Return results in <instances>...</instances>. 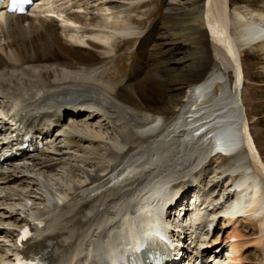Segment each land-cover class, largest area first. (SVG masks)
<instances>
[{
    "label": "bare ground",
    "instance_id": "bare-ground-1",
    "mask_svg": "<svg viewBox=\"0 0 264 264\" xmlns=\"http://www.w3.org/2000/svg\"><path fill=\"white\" fill-rule=\"evenodd\" d=\"M165 1V16L142 36L130 89L104 79L94 83V72L107 63L114 42L134 44V25L140 21L131 14L147 0H41L30 15L19 16L0 8V98L13 89L8 120L0 117V123L6 130L13 128L16 119L10 116L18 110L20 125L36 136L34 143L4 145L15 151L12 159L0 160V167L5 165L0 184L12 187L31 181L39 192L36 205L23 206L17 217L12 213L6 221L0 219L12 224L0 229L11 248L5 264L21 252L16 239L24 226L33 228L27 252L41 254L47 264H96L109 242L121 235L123 224L127 231L132 229L138 201L147 198V187L158 183L168 188L162 203L175 236L184 242L179 252L187 264H220L224 253L229 264H246L251 247L264 252V156L242 95L245 50L264 51V7L243 4L232 12L230 0ZM89 4L100 20L83 27L78 15ZM53 13L60 26L47 21ZM251 19L257 21L258 32L246 37ZM184 29L208 53L206 62L190 67L200 69L199 74L185 81L168 76L171 70L183 69L175 56L185 44L179 38ZM33 67L42 70L33 73L28 69ZM77 67L81 71L75 73ZM184 82L189 88L179 97ZM171 104L177 107L172 118L167 111H157ZM85 114L90 115L88 122L82 120ZM224 120H233V129L242 126L248 150L220 148L212 158ZM223 157L230 166L218 177L206 176L209 163ZM20 163L30 178L11 170ZM60 166L79 181L52 186L38 177L37 172H56ZM227 174L231 184L212 197ZM194 191L192 209L183 207ZM9 195L0 197L2 205L16 194ZM247 201L246 210H240ZM189 211L191 218L185 222ZM193 220L199 224L191 230L187 225ZM242 224L251 225L253 240L250 231H241ZM213 231L210 243L200 239ZM216 234L219 238L212 241ZM191 247L198 256L191 255ZM87 257L91 261L85 262Z\"/></svg>",
    "mask_w": 264,
    "mask_h": 264
},
{
    "label": "rangeland",
    "instance_id": "rangeland-1",
    "mask_svg": "<svg viewBox=\"0 0 264 264\" xmlns=\"http://www.w3.org/2000/svg\"><path fill=\"white\" fill-rule=\"evenodd\" d=\"M193 1V0H192ZM197 1H194V4H196ZM166 1L165 0H150L142 5L138 10H135L132 12L131 17H133V20L140 21V24H135L134 28L137 30V35L133 38L134 44H124L122 40L114 42L113 45L110 47L111 51L110 56L107 60V63L102 66L103 68H98L94 75V83L96 81L105 80L108 82L114 81L117 82L120 85H127L128 88L133 86L134 80L132 79L133 74L135 73L136 65L140 61V54H139V46L142 38L150 31V29L154 26V24L159 23L162 18L165 16L166 11ZM243 4H248L252 6L253 8H260L264 7V0H230V7H232V12L234 9L240 8ZM68 11H71L68 9ZM78 15V14H77ZM98 12L93 7L92 4H89L86 6L85 12L79 13V19H80V25L83 27H92L91 24H94L96 21L100 20V17L97 16ZM46 18V17H43ZM48 22L52 23L54 26L59 25L60 26V20L56 16L54 18H48ZM144 24V25H143ZM25 25V23H24ZM187 28V27H185ZM189 30L184 29L183 32L180 33L181 36H179L180 40L185 42L184 45H182V48L178 50L175 56V59L182 60L181 68L183 69H174L169 72L168 76H170V79H182L186 80L191 74L196 75L199 74L200 69L197 70L196 67H194L193 70L190 69L191 66H197L201 63L206 62V58L208 57V53L205 51V49H201L199 45L196 44L195 41H193L190 37ZM60 38L62 41H65V38L59 32ZM143 36V37H142ZM184 36V37H183ZM186 36V38H185ZM190 39V40H189ZM186 40V41H185ZM113 48V49H112ZM184 60V61H183ZM187 61V62H186ZM185 67V68H184ZM243 67L245 70V76H246V86L243 89L242 95L244 96V102H245V110L248 112L249 121L252 126V130L254 132L255 137L257 138L258 146L261 151H263L264 156V51L253 49L245 50V57L243 58ZM56 66L50 67V69H55ZM58 71L60 72H66V70L58 66ZM33 73H37L41 71L42 69L40 67H33L28 68ZM78 67L74 70L76 73L79 71ZM191 70V71H190ZM195 73V74H194ZM228 75L233 79V74L230 70V72H227ZM18 77V75H14ZM230 78V79H231ZM231 79V80H232ZM26 81L28 78L25 79ZM59 80V79H57ZM25 81V82H26ZM129 84V85H128ZM180 83V90L178 92V96L181 97L185 94L187 89L189 88V85ZM182 85V86H181ZM13 88V86H12ZM130 89V88H129ZM183 90V91H182ZM13 89H9L7 98H0V116L1 117H7V113L11 109V104H13L12 97L10 96V92H12ZM181 93V94H180ZM10 106V107H9ZM177 110V107L175 105L167 106L166 109L163 107L157 108L158 112L167 111L169 113V118H172V116L175 114ZM155 110V112H157ZM86 116V117H85ZM82 117V120L84 119L87 122L89 121V114ZM66 123L70 120L68 117L66 119ZM96 122H92V126L95 125ZM86 126V125H85ZM8 127V126H7ZM56 134V132H55ZM59 142V141H58ZM62 147V146H61ZM64 150V149H63ZM230 166L229 158L223 157L219 159L218 161L216 159H213L209 163V167L206 168V176H216L221 173V169H224L226 167ZM24 167L23 164H17L12 168L11 170L14 171V173L17 174L20 178L21 177H28L30 178V175L28 172L24 173ZM218 167V168H217ZM220 168V169H219ZM11 171V172H12ZM20 172V173H19ZM65 172V173H64ZM13 173V172H12ZM38 177L41 179L47 181L50 185L56 186L57 183L63 184L66 186H69L73 180L79 181L80 178H74L71 176V174L67 175V172L64 171L63 166H60L56 172H46V171H40L37 172ZM36 173V174H37ZM80 175V173H78ZM64 177V179H63ZM225 177V176H224ZM222 178V182L220 184V188L217 192H211L212 197L217 196V194L220 196L222 193V190L227 188L228 185L231 184L232 179L231 175L227 174L225 178ZM37 178V177H36ZM20 183V182H18ZM207 184L206 187H208L209 183L205 179V183ZM10 186H3L0 184V197L6 196V194H16L15 196H11L10 200H5V203L2 205L0 201V219L7 220L9 219V216L13 213V216H19L21 212H18L19 210H22L26 207H31L35 203L37 204L38 200L34 201V196L38 195V189L31 183V181H28V183H22L21 185H11ZM220 189H222L220 191ZM199 190V189H198ZM197 190V191H198ZM208 192V191H207ZM203 190L202 193L203 194ZM23 195H26L31 198V201L24 198ZM195 191L192 192L189 196V198H193L195 196ZM210 196V195H209ZM14 197V198H13ZM220 198V197H219ZM14 199V200H13ZM211 199V197H210ZM223 203V202H222ZM225 202L222 204L224 205ZM220 205V204H219ZM26 206V207H23ZM36 207V206H35ZM179 207L176 208V213L179 211ZM224 218H222L221 223L219 225V229H221ZM13 222V221H11ZM7 223V225H6ZM240 225L241 223H236L235 225ZM10 222H0V229L6 228V227H12ZM251 225H244L241 226V231L243 233H249L251 236L249 237L250 240H253L256 237L255 231H252ZM207 231V229L205 230ZM214 231L210 234H205L202 238H200L202 241H205L210 243L212 236L214 235ZM217 233V232H216ZM219 236L216 234L214 236L213 240H217ZM188 245V242L187 244ZM207 246V244H205ZM202 246V247H205ZM9 242L8 238L5 237L4 234L0 233V264H5L4 257L11 254L9 248ZM191 255L192 256H198L194 250L193 247H191ZM190 250V249H189ZM264 260V252H259L255 247H251L245 257L246 264H262V261ZM207 262H210L206 260ZM211 264V263H210ZM214 264V262L212 263ZM220 264H229V261L227 259L226 254H223V257L220 259Z\"/></svg>",
    "mask_w": 264,
    "mask_h": 264
},
{
    "label": "snow or ice",
    "instance_id": "snow-or-ice-1",
    "mask_svg": "<svg viewBox=\"0 0 264 264\" xmlns=\"http://www.w3.org/2000/svg\"><path fill=\"white\" fill-rule=\"evenodd\" d=\"M19 2V0H13V6L11 7L10 11H18L19 9L16 7L17 3ZM26 237H22V239H24Z\"/></svg>",
    "mask_w": 264,
    "mask_h": 264
}]
</instances>
